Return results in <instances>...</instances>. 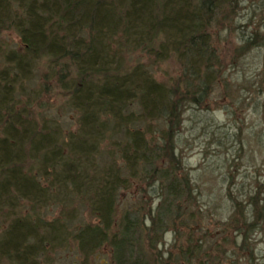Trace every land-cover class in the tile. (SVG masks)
Masks as SVG:
<instances>
[{
  "label": "trees",
  "instance_id": "16d2710c",
  "mask_svg": "<svg viewBox=\"0 0 264 264\" xmlns=\"http://www.w3.org/2000/svg\"><path fill=\"white\" fill-rule=\"evenodd\" d=\"M243 3H256L261 18L244 27L233 63L264 46V0H0V264H54L50 252L70 241L85 258L106 250L111 264H257L264 175L237 192L231 177L219 234L197 237L187 221L194 189L177 153L185 112L213 109L217 84L240 107L256 92L264 120L263 83L257 74L231 82L218 45L237 29ZM137 52L154 63L174 57L177 74L157 79L141 61L131 66ZM54 90L78 115L74 130L40 100ZM135 184L148 199L155 192L156 206L141 196L119 209L120 189ZM82 200L90 220L73 226ZM168 232L174 242L185 236L176 258L159 248Z\"/></svg>",
  "mask_w": 264,
  "mask_h": 264
},
{
  "label": "rangeland",
  "instance_id": "374dc122",
  "mask_svg": "<svg viewBox=\"0 0 264 264\" xmlns=\"http://www.w3.org/2000/svg\"><path fill=\"white\" fill-rule=\"evenodd\" d=\"M256 7V3H243V9L237 19V29L229 35L224 34L218 45L222 60L227 66L226 72L232 77L228 78L231 82L237 80L235 83L239 84L243 74H257L256 84L260 85L261 81L263 84L259 88L263 87L264 89V82H262L264 80V46L253 48L240 58V61L233 63L234 46L239 44L245 30L244 27L250 26L249 30H251L254 23L258 22L259 17L261 18L260 9ZM251 18L252 20H250ZM250 21H253L252 24ZM3 37L9 44H14L18 40L14 32H8ZM138 61L144 63L157 79L174 76L178 72L179 64L174 57L154 63L145 52L130 55L129 64L131 66ZM259 72L261 74L258 75ZM240 76L241 78H239ZM224 91L223 83L215 85L214 91L209 96V104L213 109L195 110L190 108L185 112L177 152L183 157L184 172H187L194 189L195 202H190L187 209V212H193L192 220L187 221L195 228L198 227L197 237L204 231H209L208 234H211L213 240L215 234L220 232L219 218H223L225 210H227V200L224 197H226L229 179L232 177L235 183L234 190L237 192L239 183L247 182L258 175H264V120L263 112L261 113L263 108L251 102L253 96L257 94L252 90L250 94L248 91L242 92V96L249 94V100L245 107H240L239 102L232 105L228 97L224 96ZM55 92L58 91L54 90L50 100H47L46 95H41L40 100L50 103L52 107L49 108L48 114L51 118H56L59 121L64 131L74 130L78 115L68 107L66 99ZM257 98V102L261 105L264 101V93L263 95L260 93ZM214 102H217L218 105L214 106ZM247 134L251 135L248 143V139L245 138ZM239 137L243 140L246 139L242 147ZM108 162L105 153L102 157L98 156L95 161L96 169L100 171L104 167L107 168ZM139 189L136 184L128 191L122 192L120 189V210L132 207L141 196L144 199L141 198L140 203L150 202L152 206H156L159 199L157 196H153L156 195L155 192H150L152 199H148ZM87 202V200L83 201L85 204L73 226L90 220ZM74 205H76L75 207L79 206L77 202ZM60 209L61 202L53 204L49 208L46 218L51 220L57 217ZM197 223L200 227L196 225ZM184 240V233L181 232L178 240L174 242L173 233L168 232L164 235V244L159 245V248L166 251L165 257L168 253H172V258H176L178 247L184 243ZM206 240L210 242L212 239L208 237ZM256 241L257 264H264V233H259ZM49 256L54 264H111L110 256L106 250L85 258L71 241L67 247L61 248L57 252L51 251Z\"/></svg>",
  "mask_w": 264,
  "mask_h": 264
}]
</instances>
